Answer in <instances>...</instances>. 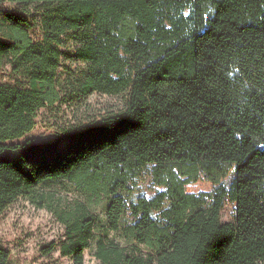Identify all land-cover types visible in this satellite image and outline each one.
<instances>
[{"label": "trees", "instance_id": "1", "mask_svg": "<svg viewBox=\"0 0 264 264\" xmlns=\"http://www.w3.org/2000/svg\"><path fill=\"white\" fill-rule=\"evenodd\" d=\"M159 1L0 0V8L47 6L50 37L93 31L95 40L77 51L87 65L101 67L111 44L136 64L124 109L74 128L64 153L0 161V215L23 197L43 206L54 198L47 186L76 181L109 203L103 220L83 202L57 203L66 229L60 251L72 264H86L93 245L100 264H264V0H178L190 13L171 29L156 21ZM31 43L18 20L0 42V57L37 65L28 90L0 87L3 142L29 133L36 110L56 101L59 56ZM99 84L94 72L81 91L91 95ZM134 164L152 165L166 191L133 207L139 220L123 231L131 244L122 246L108 237L121 232L126 204L116 190L97 185L95 175ZM229 169L230 192L220 186L210 203L186 193L198 171L219 182ZM227 196L236 205L234 223L222 221ZM164 200L170 208L159 224L150 214ZM10 259L0 247V264Z\"/></svg>", "mask_w": 264, "mask_h": 264}, {"label": "rangeland", "instance_id": "2", "mask_svg": "<svg viewBox=\"0 0 264 264\" xmlns=\"http://www.w3.org/2000/svg\"><path fill=\"white\" fill-rule=\"evenodd\" d=\"M47 11V6L42 4H6L0 8V42L6 39L13 21L18 20L22 28L28 29L32 46L38 51L55 48L56 53L53 56H59L56 101L53 104H44L36 110L29 133L7 142L0 140V148L21 146L19 151L0 149V161H11L21 156L38 160L42 156L50 158L64 153L72 143L74 128L96 123L103 116L121 111L127 101L126 86L131 69L136 66L133 57L127 56L123 49L111 44L108 45V56L101 67L87 65L78 58L77 51L95 40L93 31L74 37H59L50 33V37L45 28ZM189 13L185 3L180 4L178 0H160L156 21L171 29L172 23L187 18ZM46 53L51 55L52 51ZM18 59L19 57L12 54L0 57V87L24 90L30 88L31 73L37 71V65L35 62L26 61L18 63ZM94 72L100 80L99 87L96 92L85 96L81 85ZM175 172L180 177V173L177 170ZM95 176L97 185L106 190H116L126 204L120 224L121 232H111L108 240L127 246L131 243L124 237L123 231L139 220L133 207L140 200L157 199L166 188L160 186L152 165L134 164L119 170L103 168ZM198 176L197 182L186 186V193L196 197L203 195L208 203L212 196L218 194L220 186L230 192L235 179V173L231 169L219 182L214 179L208 182L199 171ZM45 191L54 196L45 205L40 206V201L32 197H23L0 215V247L10 253L9 264H72L71 259L63 256L60 251L66 229L56 213L57 203L83 202L97 212L100 220L104 219L109 201L91 198L84 184L64 180L47 186ZM103 194L106 195L105 192ZM169 208L170 204L164 200L161 209L152 211L150 216L159 224H165L164 214ZM235 220L236 205L227 196L223 205L222 221L234 223ZM94 247L95 245L86 252V264H100L94 256ZM141 248L147 252L145 247Z\"/></svg>", "mask_w": 264, "mask_h": 264}]
</instances>
